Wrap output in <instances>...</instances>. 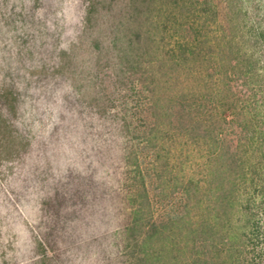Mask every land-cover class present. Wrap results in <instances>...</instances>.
<instances>
[{
  "label": "rangeland",
  "instance_id": "obj_1",
  "mask_svg": "<svg viewBox=\"0 0 264 264\" xmlns=\"http://www.w3.org/2000/svg\"><path fill=\"white\" fill-rule=\"evenodd\" d=\"M94 165L88 219H51ZM149 252L264 255V0H0V264Z\"/></svg>",
  "mask_w": 264,
  "mask_h": 264
},
{
  "label": "trees",
  "instance_id": "obj_2",
  "mask_svg": "<svg viewBox=\"0 0 264 264\" xmlns=\"http://www.w3.org/2000/svg\"><path fill=\"white\" fill-rule=\"evenodd\" d=\"M244 161L241 160L240 164L237 161H234V166L237 167L240 170H244V173H247V170L244 167ZM96 165L89 168L87 172H73L71 174L72 179H67L64 183L62 188H59L56 190L55 194H53L48 202L46 203V213L48 216L51 217V219H61L64 217V220L67 221L71 217L73 218V214L75 215L78 213L79 216L87 217V212L89 211V198L88 196V190L90 188H96L99 184V181L96 180ZM245 180H243L244 182ZM96 204V203H95ZM74 207L73 210H67L64 212L65 207ZM87 207V208H85ZM97 209H94L95 212ZM52 211V212H51ZM64 213V214H63ZM71 213H73L71 215ZM51 233V230H50ZM53 233V232H52ZM51 233V234H52ZM49 235V233H48ZM249 239H252L253 232H247L246 234ZM154 258V254L151 252L147 253L143 257H137L134 261V264H148L151 262V260ZM155 259V258H154ZM253 259H257L256 256H254ZM259 264H264V255H259Z\"/></svg>",
  "mask_w": 264,
  "mask_h": 264
}]
</instances>
